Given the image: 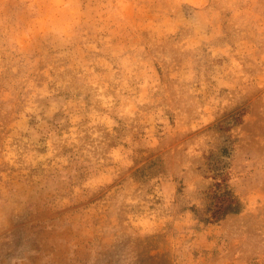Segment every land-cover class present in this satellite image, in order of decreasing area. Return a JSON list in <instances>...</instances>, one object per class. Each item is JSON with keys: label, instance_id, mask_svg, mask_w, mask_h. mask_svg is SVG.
<instances>
[{"label": "rangeland", "instance_id": "obj_1", "mask_svg": "<svg viewBox=\"0 0 264 264\" xmlns=\"http://www.w3.org/2000/svg\"><path fill=\"white\" fill-rule=\"evenodd\" d=\"M0 264H264V0H0Z\"/></svg>", "mask_w": 264, "mask_h": 264}, {"label": "trees", "instance_id": "obj_2", "mask_svg": "<svg viewBox=\"0 0 264 264\" xmlns=\"http://www.w3.org/2000/svg\"><path fill=\"white\" fill-rule=\"evenodd\" d=\"M214 207L213 217L216 219L241 211L240 203L226 190L221 194L214 193Z\"/></svg>", "mask_w": 264, "mask_h": 264}]
</instances>
